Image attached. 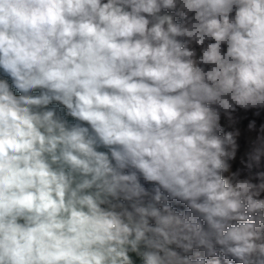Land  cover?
I'll return each instance as SVG.
<instances>
[{
	"label": "clouds",
	"instance_id": "9594fccd",
	"mask_svg": "<svg viewBox=\"0 0 264 264\" xmlns=\"http://www.w3.org/2000/svg\"><path fill=\"white\" fill-rule=\"evenodd\" d=\"M242 113L264 0H0V264H264Z\"/></svg>",
	"mask_w": 264,
	"mask_h": 264
},
{
	"label": "trees",
	"instance_id": "16d2710c",
	"mask_svg": "<svg viewBox=\"0 0 264 264\" xmlns=\"http://www.w3.org/2000/svg\"><path fill=\"white\" fill-rule=\"evenodd\" d=\"M251 119H256L257 120V124L259 125V123H264V114L261 115V117H254L251 113L248 114H241V126L246 128L247 123L249 122V120ZM247 133H244L243 138L240 140L241 143V148L238 151L237 154V159L234 162V166H233V170H235L236 167H242V165H240V157L243 155L245 149H246V137H247ZM261 170H264V165H262Z\"/></svg>",
	"mask_w": 264,
	"mask_h": 264
}]
</instances>
